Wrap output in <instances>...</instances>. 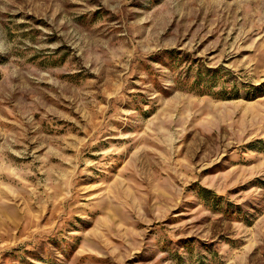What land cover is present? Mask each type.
<instances>
[{
    "label": "rangeland",
    "instance_id": "obj_1",
    "mask_svg": "<svg viewBox=\"0 0 264 264\" xmlns=\"http://www.w3.org/2000/svg\"><path fill=\"white\" fill-rule=\"evenodd\" d=\"M0 264H264V0H0Z\"/></svg>",
    "mask_w": 264,
    "mask_h": 264
}]
</instances>
